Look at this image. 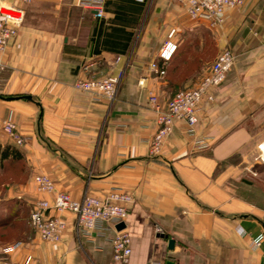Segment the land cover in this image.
<instances>
[{
  "label": "crops",
  "instance_id": "1",
  "mask_svg": "<svg viewBox=\"0 0 264 264\" xmlns=\"http://www.w3.org/2000/svg\"><path fill=\"white\" fill-rule=\"evenodd\" d=\"M139 2L104 0L96 16L71 0H31L0 54V120L11 119L25 138L16 145L0 131V146L12 145L22 156L1 168L13 167L18 177L6 188L30 207L38 198L53 199L36 191L35 174L76 200L129 192L128 261L112 260L111 232L94 230L84 241L74 214L54 210L49 214L65 222L58 241L32 230L15 249L0 247V261L264 264V0L226 9L216 28L182 12L190 29L206 31L218 50L228 47L235 58L213 100L200 104L194 134L175 121L153 156L148 149L157 123L149 92L164 104L194 85L212 60L200 53L203 37L192 34L179 39L163 65L157 51L170 28L178 33V5ZM152 62L165 73L151 70ZM108 76L120 78L110 101L73 87L77 79Z\"/></svg>",
  "mask_w": 264,
  "mask_h": 264
},
{
  "label": "built area",
  "instance_id": "2",
  "mask_svg": "<svg viewBox=\"0 0 264 264\" xmlns=\"http://www.w3.org/2000/svg\"><path fill=\"white\" fill-rule=\"evenodd\" d=\"M31 0H0V54L6 50L8 41L14 37L22 24L26 14V6ZM79 6L91 8L96 16L103 13L104 0H72ZM185 16L192 20H205L210 28H216L223 23V14L226 9L243 4L244 0H174ZM178 46L177 31L170 28L157 51V58L165 65L174 55ZM234 53L228 47H223L215 54L207 65L204 73L190 87L177 90L164 104L154 92H149L148 101L155 114L157 128L149 141V154L157 155L164 140L171 133L174 123L182 120L187 126V132L194 134V126L198 119L200 104L203 100L212 101L213 91L225 79L227 72L234 62ZM150 68L158 75L164 74V66L156 62L150 63ZM119 76L102 78L77 79L73 87L86 91L97 98L112 100L116 94ZM142 84V81H139ZM0 131L16 145H21L25 138L18 131L16 124L9 118L0 120ZM201 142V140H197ZM33 183L37 192L53 193L49 202L46 198L36 199L30 207L29 224L37 236L49 242L58 241L65 228V222L56 215H50L51 210L69 211L75 216V227L78 238L88 241L92 239L94 230L111 232V258L114 262L126 263L130 257V235L125 228L129 204L133 197L129 192L112 189L104 196L98 197L89 194L80 200L73 199L69 193L54 192L53 181L45 174L33 175ZM120 223L124 227L117 229ZM156 230H159L156 227ZM19 241L5 246L4 252L18 247ZM0 264H9L2 260Z\"/></svg>",
  "mask_w": 264,
  "mask_h": 264
},
{
  "label": "rangeland",
  "instance_id": "3",
  "mask_svg": "<svg viewBox=\"0 0 264 264\" xmlns=\"http://www.w3.org/2000/svg\"><path fill=\"white\" fill-rule=\"evenodd\" d=\"M187 23L188 20H186V17H184L180 7L178 6L177 40L179 41V39L184 37L192 38L193 35L196 34L202 36L204 42L202 51H200V53L205 59L207 58V60L211 61L213 56L218 52L217 46L206 34V31L198 29L194 30L193 28L190 29L191 25H189L190 23L187 25ZM260 160L264 163L263 156ZM12 168L9 167L2 171L0 167V220L6 219L8 215H15L17 221H15V226L11 227L12 229L7 228L4 230V228H0V237L2 234L3 237H5L4 239L0 240V247L16 241V237L19 233L23 236L30 231L32 232V228L29 224L30 206L25 202L24 199L12 196V192H9L6 188V183H9L14 179L18 180V177L13 175L14 170H12Z\"/></svg>",
  "mask_w": 264,
  "mask_h": 264
},
{
  "label": "trees",
  "instance_id": "4",
  "mask_svg": "<svg viewBox=\"0 0 264 264\" xmlns=\"http://www.w3.org/2000/svg\"><path fill=\"white\" fill-rule=\"evenodd\" d=\"M143 1L144 0H142V2H139V4L142 5ZM177 51H178V46H177V49H176L174 55L176 54ZM174 55L172 56V58L174 57ZM172 58L167 62V64L172 60ZM164 73H165V69H164ZM119 83H120V78L118 79L117 87H118ZM117 87H116V90H117ZM21 158H22V156L16 147L9 145V144H4L3 146H0V167L1 168H3L5 162L20 160ZM15 221H17L15 215H8V217H6V219L0 220V228H4V230H6L7 228L12 229L11 227L15 226ZM29 233L30 232H28L26 235H23V236L19 233L16 237V241H14V242L21 241L27 235H29ZM4 238L5 237H3V234H2L0 237V240H2ZM14 242H12V243H14ZM12 243H10V244H12ZM7 245H9V244H7ZM7 245H4L3 248Z\"/></svg>",
  "mask_w": 264,
  "mask_h": 264
},
{
  "label": "water",
  "instance_id": "5",
  "mask_svg": "<svg viewBox=\"0 0 264 264\" xmlns=\"http://www.w3.org/2000/svg\"><path fill=\"white\" fill-rule=\"evenodd\" d=\"M26 98L30 99L29 96H26ZM123 227H124V224H123V223H120V224H118V225L116 226L117 229H121V228H123ZM172 244H173V240H172V239H169V240H168V246H169V247H172Z\"/></svg>",
  "mask_w": 264,
  "mask_h": 264
}]
</instances>
